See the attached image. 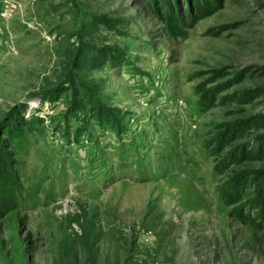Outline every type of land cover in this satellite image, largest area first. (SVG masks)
Segmentation results:
<instances>
[{"label": "rangeland", "instance_id": "rangeland-1", "mask_svg": "<svg viewBox=\"0 0 264 264\" xmlns=\"http://www.w3.org/2000/svg\"><path fill=\"white\" fill-rule=\"evenodd\" d=\"M0 264H264V0H0Z\"/></svg>", "mask_w": 264, "mask_h": 264}]
</instances>
